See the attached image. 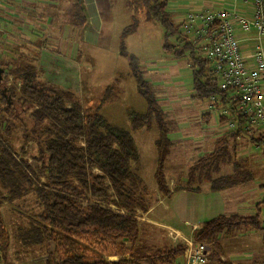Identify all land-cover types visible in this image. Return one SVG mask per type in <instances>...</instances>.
I'll list each match as a JSON object with an SVG mask.
<instances>
[{
    "label": "trees",
    "instance_id": "1",
    "mask_svg": "<svg viewBox=\"0 0 264 264\" xmlns=\"http://www.w3.org/2000/svg\"><path fill=\"white\" fill-rule=\"evenodd\" d=\"M168 1L129 0L132 18L122 32V39L138 29L142 18L161 24L165 51L177 58L189 56L191 59L194 97L201 101H209L213 96L226 98L227 93L220 89L203 51L197 52L200 47L181 30V23L174 21L168 10ZM171 38L174 42L170 41ZM121 48H125L124 43ZM129 60L138 92L147 103L145 112H129L131 124L135 130L157 128L156 179L159 190L168 193L164 164L172 143L166 114L153 84L144 77L138 59L129 54ZM35 61L20 56L0 64L3 69L0 85L13 76L20 81L22 92L21 98H16L15 86H0V100L3 98L9 105H13V100L34 104L31 107L34 121L47 122L38 138L40 148L35 159L42 165L37 169L0 138V229L6 230L1 217L3 204L18 199L24 201L31 194L37 208L35 212L32 209L27 211L24 203L17 204L20 209L17 216L21 221L15 223L11 238L14 244H18L16 247L26 253L38 249L45 256L44 264L175 262L183 254L185 245H155L147 238L149 231L142 227L136 215L138 209L146 211L148 207L143 204L144 196L139 198L136 194L143 179L137 171L140 157L132 134L112 126L99 107H84L70 88L42 81ZM112 90V87L107 89L101 102L110 99ZM242 133V129H231L219 137L214 150L190 166L186 183L175 190L199 192L204 183H209L212 191H221L252 180V172L236 152L235 139ZM258 136L252 134V140L264 141L263 134ZM228 165L233 167V172L223 174ZM95 168L100 173L95 174ZM90 195L102 200L91 201ZM103 199L116 208L103 204ZM261 214L258 204L257 212L251 216L223 214L205 221L193 237L196 242L213 245L209 264H238L222 260L220 240L243 228L261 230L264 237ZM5 250L6 246L0 242V263L4 264L7 259ZM111 256H120V259H108Z\"/></svg>",
    "mask_w": 264,
    "mask_h": 264
},
{
    "label": "rangeland",
    "instance_id": "2",
    "mask_svg": "<svg viewBox=\"0 0 264 264\" xmlns=\"http://www.w3.org/2000/svg\"><path fill=\"white\" fill-rule=\"evenodd\" d=\"M206 1L209 0H189L188 9L191 7V11L202 10L200 9V4H205ZM73 2L74 0H67V2L65 0L63 3L59 4L56 9L48 7L49 13H55L57 15V20L64 21L67 14V12L64 11V5ZM111 2L114 7L117 25V34L114 38V44L111 49L108 48V50H105L104 47L100 45L95 46L94 44L79 42L78 47L80 48V53L75 62L67 59L53 62L48 61L47 66L45 67H51V69L48 71L40 70L38 72L41 80L50 85L65 86L68 88L71 86L70 89L79 96L84 107H99V111L112 126L127 130L132 134L141 161L140 172L144 177V179L141 177L143 179V185H140L136 194H138L139 198L143 195V204H145L146 207H149L151 203L150 199L154 197L150 195L156 193L158 189L155 187L158 185L155 173L157 150L156 147L153 146L156 135L152 131L148 133L146 130L153 129L156 133L157 128L153 127L151 129L143 128L135 130L132 127L129 112H143L146 104L143 97L137 93L135 83L132 81L129 68V54H132L138 59L144 77L151 83L157 82L158 85L156 84L154 89L159 96L162 94L164 98L162 104L166 106L169 118L174 121L179 120L178 125L180 127L183 125H189L192 127L191 133L189 132L191 135L185 140L187 142L186 144H189V147H186L184 151L186 157L195 154L197 150V144L195 142L196 137L203 135L205 139L209 141L210 129L207 130L206 128H201L200 124H197L195 121L197 115H199L206 106L208 107L209 103L205 100L203 101L202 106H196L194 104L192 99V69L187 65L189 63L187 58H175L176 60H174V56L168 54L164 50V29L161 24L142 18L138 29L124 38L123 41H125V48H120V46H122L120 32L131 22V11L128 0H111ZM173 19L176 23H180L181 21L180 17H175ZM47 21L48 23L50 22L48 16H46L45 22ZM64 35L65 34L63 33V36ZM76 39V35H73V41H76ZM170 41L174 42L172 38ZM76 43L77 41L75 44ZM52 45L53 44L50 43L48 47L51 48ZM9 57H7L5 53H0V64L3 65L5 61H9ZM188 59L190 60L189 56ZM73 65V77H69L65 74L62 76V74L60 75L55 72L61 71V73H67L70 71L69 68ZM69 79H73V81L69 82ZM0 86H5L7 88L15 86V97L21 98L22 92L20 89V81L15 79V77L9 76L6 82L2 83ZM72 87L75 90H73ZM109 87L114 89L112 90L110 99L108 98V100L101 102L102 98L107 94V89ZM12 104L13 105L6 104V101L3 98L0 100V138L4 141L6 140L9 147L12 148L19 157L23 158L37 169L42 165L41 162L35 159L40 148L38 138L40 137L41 130L47 122L37 123L34 121L32 117L33 109L31 108L35 106L34 104L30 105V103H23L22 100H13ZM214 112H216V109ZM216 121L218 120L214 118V122ZM222 123V130H227L226 122L223 121ZM256 137H259L258 134ZM238 142L239 148L237 156L245 162L246 167L252 172L254 178L249 183L240 187L237 186L228 192H224L225 194H219L221 195L218 202L220 203V209L217 208L215 210H222L221 212H226L227 210H240L242 205L248 206L252 205V203L256 204L257 201L264 196V189L261 186V184H264V141H251L250 136L247 133H242ZM137 165H140L139 162L136 166ZM94 172L95 174L100 173L96 168L94 169ZM140 172L139 175L141 176ZM223 172V174L232 172V167L231 169L228 167L224 168ZM42 180H44V178H42ZM208 187L209 183H204L202 187V195H206L209 204L211 201L210 197L216 194L211 190H208ZM110 193L113 194V192ZM226 195H232L231 200L233 202L227 203L224 201ZM90 196L91 201L102 200H97L96 197L92 195ZM25 198L24 201L18 199L12 203L6 202L1 207V217L6 229L4 231L0 229V232L3 231L2 236L0 237V242L6 246L5 254L7 259L5 264H44L45 262L44 254L39 253L38 249L35 248L34 251L30 250L26 253L24 249L22 250L21 248L16 247L18 244H14L13 238H11L12 230L16 226L15 223L21 221L17 216V211L20 210L17 207V204L24 203L27 211L32 209L33 212H35L34 210L37 208L34 196L30 194ZM105 202L106 200H104L103 204L114 209L116 208L113 204ZM253 213V211H250L245 214L253 215ZM136 215L138 217L142 216V210L138 209ZM261 222L264 226V209ZM148 233L149 235H147V238L150 239L152 243L158 244L161 242V239L155 238L153 240L151 232ZM262 236L263 231L261 230L243 228L241 230L233 231L231 235L223 236L222 244L225 249H227V253H240L239 256L244 258L242 260L240 259V262L246 263V257L247 259H250L249 261L255 262L254 264H262L260 262V259L262 258L261 256L264 255ZM193 243H196V241L190 240V244L192 245ZM197 243H203L208 247L212 245L201 241H197ZM30 252L31 254H28ZM126 258H128V256ZM108 259L118 260L120 259V256H111L108 257Z\"/></svg>",
    "mask_w": 264,
    "mask_h": 264
},
{
    "label": "crops",
    "instance_id": "3",
    "mask_svg": "<svg viewBox=\"0 0 264 264\" xmlns=\"http://www.w3.org/2000/svg\"><path fill=\"white\" fill-rule=\"evenodd\" d=\"M63 1L65 0H2L3 14L0 22V27H1L0 53H5L7 57L10 56L9 57L10 59H15V60L18 59L20 56H23L27 60L35 59L36 60L35 64L37 66L38 71L40 70L48 71L49 69H51V67L49 68L45 67L47 66L48 61L53 62V61L67 59L75 62L77 60L78 54L80 53V48L78 47L79 42L86 44H94L95 46L100 45L103 46L105 50H108V48L111 49V47L114 44V38L117 34L116 16L114 14V7L112 5L111 0H74L73 3H67L64 5V9H65L64 11L67 12L66 18L64 21H59L57 20V15L55 13L53 14L49 13L48 7L52 9H56L58 8L59 4L63 3ZM250 1L251 0L247 2L236 1V0H209L206 1L205 4L201 3L200 9L202 10L224 9V8H232V7L234 8L235 6L242 13L250 14L252 8ZM188 2L189 0L168 1L169 12L172 14L173 18L180 17L181 20L180 23L184 19L185 15L189 11H191L190 9H192L191 7L188 9L189 7ZM46 16L50 18L49 23L48 21L45 22ZM125 27L120 32L121 39H122V32L125 29ZM63 33L65 34L64 36ZM73 35H76L77 37L76 44H75L76 41H73ZM241 39H242V49L244 53L250 55L253 47L257 44L256 39H254L253 35L251 36L241 35ZM50 43L53 44L51 48L48 47ZM122 43L125 44V41H123V39L121 40V44ZM262 45L264 46V41L262 42ZM196 46L200 47V49L197 52L201 53V51H203V47L198 43L196 44ZM166 52L168 54H172L169 51ZM172 55L174 56V54ZM175 58L176 59L187 58V61L189 62L187 65L190 68L192 67L191 59L189 60L188 56L182 58H177L174 56V60H176ZM73 67L74 65L71 66V68H69L70 71H68L67 73H61V71L60 72L55 71V72L59 73L60 75L62 74V76L63 74H65L68 75L69 77H73L74 76V72L72 70L74 69ZM129 68H130V74L132 76V81L135 83L137 93H139L137 89V83L132 74L131 66ZM68 81L69 82L73 81V79H69ZM156 84L157 82L153 83V89ZM70 87L71 86H69V88ZM192 88H193V80H192ZM72 89L75 90L73 87ZM157 97L159 100V104L164 109V112L166 114L165 120L167 127L169 129V138L172 143L170 147L169 155L167 156L164 164V175L169 192L163 193L162 191L159 190L158 185L155 186L156 189L157 188L158 189L156 193L150 195L154 197L152 199L149 198L151 200L149 207L147 208L146 211H142V216L140 217L137 216V217L141 221L142 227L144 229H147L149 232H151L153 236V240L155 238L161 239V242L155 245L159 247H163L165 245L175 246L178 244H184L185 249L183 254L179 256L178 259L171 264H185L183 257L187 248L189 247L190 240H194L193 239L194 233L203 225L205 221L223 214L228 215V214L238 213L241 215H246L245 213H249L250 211H253L254 212L253 215H254L257 212L258 204H260V208L263 213L264 204L262 203V201L264 196L262 199L257 201L256 204L252 203V205H248V206L242 205V208H240V210H229V211L227 210L226 212L224 211L221 212L222 210H215L217 208L220 209L219 207L220 203L218 202L219 199L221 198L220 197L221 195L219 194H222L226 191L228 192L229 190L234 189L237 186L221 191H212L209 185L208 190H211L214 194H216L210 197L211 201L209 204H208V199H206V195H202L203 194L202 190L199 192H193L189 190L176 191L175 190L176 187H178L179 185H184L186 183L190 166L201 156H204L205 154L213 151L214 148L216 147L217 139L221 137L225 132H227L228 129L224 131L222 130L221 128L223 125L222 122L225 120H223V118L221 117L218 106L214 107L216 108V112H214L215 109L211 108V101L209 100L207 102L209 103L208 107L206 106L195 118L196 123L200 124L201 128H206L207 130L210 129L209 130L210 136L208 138L209 141L205 139L203 135H201L200 137H196L195 142L197 144L196 146L197 150L195 154H193L192 156L186 157L184 151L186 147L187 148L189 147V144H186L187 142L185 140L189 138V135H191L189 134V132L191 133L192 127L189 125H183L182 127H180L178 125L179 120L177 121L171 120L168 116V110H166V106L162 104V102L164 101L162 94L160 96L158 95ZM192 99L196 106L203 105V101L198 100L194 97V90H193ZM145 104L146 107L143 112H145L147 109L146 101ZM214 118H216L218 121L214 122ZM146 131L148 133L152 131L156 135L153 144V146L156 147L155 142L158 137V132L156 131L155 133L153 129ZM249 136L251 141H253L252 135ZM239 137L235 139V141L237 142L236 152L238 151L239 148V142H238ZM157 160H158V152H157ZM157 160H156L155 173L157 169ZM243 163L244 166H246L244 161ZM139 164L140 165L139 166L137 165V168L138 171L140 172L141 171L140 160H139ZM227 167L231 169L232 166L230 165L225 166V168ZM232 172H233V167H232ZM141 177L144 179L142 174ZM250 181L246 183H249ZM242 185H239L238 187ZM263 185L264 184H261L262 188L264 189ZM231 199H232V195H226L224 197V201H226L227 203L233 202ZM246 216H251V214H248ZM262 241L264 243L263 236H262ZM220 243L223 251V255L221 256L222 260H230L238 264L255 263L253 261H249L250 259H247L246 257H245L246 263L240 262L242 259H244L239 256L240 253H234V252L227 253V249H225V247L222 244V238L220 240ZM208 250H209V261L207 264L210 263L211 255L214 252L213 245H210L208 247ZM261 257L262 258L260 259V262L264 264V255H262Z\"/></svg>",
    "mask_w": 264,
    "mask_h": 264
},
{
    "label": "built area",
    "instance_id": "4",
    "mask_svg": "<svg viewBox=\"0 0 264 264\" xmlns=\"http://www.w3.org/2000/svg\"><path fill=\"white\" fill-rule=\"evenodd\" d=\"M250 2V14L235 6L189 11L181 22V30L203 47L220 89L227 93L226 98L210 99L211 108L218 106L227 129L264 135V0ZM2 14L0 0V22ZM241 35H253L257 41L250 55L242 49ZM183 260L185 264H207L208 246L189 243Z\"/></svg>",
    "mask_w": 264,
    "mask_h": 264
},
{
    "label": "water",
    "instance_id": "5",
    "mask_svg": "<svg viewBox=\"0 0 264 264\" xmlns=\"http://www.w3.org/2000/svg\"><path fill=\"white\" fill-rule=\"evenodd\" d=\"M2 72H3V69H2V67L0 66V78H1Z\"/></svg>",
    "mask_w": 264,
    "mask_h": 264
}]
</instances>
